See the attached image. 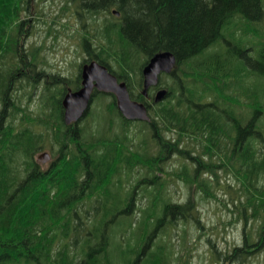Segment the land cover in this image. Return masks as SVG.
<instances>
[{
    "label": "trees",
    "instance_id": "trees-1",
    "mask_svg": "<svg viewBox=\"0 0 264 264\" xmlns=\"http://www.w3.org/2000/svg\"><path fill=\"white\" fill-rule=\"evenodd\" d=\"M30 1L0 0V264H171L163 236L178 221L205 228L198 199L172 200L171 180L203 199L219 200L220 191L230 198L224 204L233 222H243L244 237L228 251L208 237L212 262L247 264L264 248V98L252 100L245 83L247 36L251 22L264 23V0H68L83 50L133 96L154 55L176 56L174 77L161 79L170 94L152 108L151 125L141 129L149 138L138 143L111 94L96 92L94 100H111L105 112L119 118L120 128L112 117L104 133L92 109L78 124L65 123L63 98L71 82L78 88L80 76L48 74L37 52L23 48L30 21L21 14L28 16ZM220 41L230 51L207 52ZM41 83L34 113L23 102L32 101ZM236 85L241 119L234 111ZM245 109L254 112L248 121ZM204 138L225 154H207ZM47 145L56 159L43 169L35 155ZM171 156L178 168L169 169ZM250 220L257 223L254 235L246 229Z\"/></svg>",
    "mask_w": 264,
    "mask_h": 264
},
{
    "label": "rangeland",
    "instance_id": "rangeland-1",
    "mask_svg": "<svg viewBox=\"0 0 264 264\" xmlns=\"http://www.w3.org/2000/svg\"><path fill=\"white\" fill-rule=\"evenodd\" d=\"M27 15L28 16L21 14L23 19L27 17L30 21L29 25H27L23 31L25 35L21 40L23 48L37 52L39 64L46 68L48 74L75 80L79 74V70L81 72V65L85 60L89 59V57L81 47L79 37L75 34L76 30H78V21L74 17L72 7L70 3H68V0H31ZM251 23V36H247V41H250V47L252 46V50L247 54L249 58H251V62L249 61L245 64V68L247 69L245 83L246 85L249 84L251 99L260 100L264 98V23L262 25L259 23L257 24L261 26L259 34H257L255 29L256 27L260 28V26L255 25V22ZM230 48L231 47L225 41H220L218 46L209 49L207 52L212 53L217 49L221 52H225L227 50L230 51ZM254 60L256 62H254ZM249 73L253 75L249 76ZM165 80L171 81L169 77L168 79L165 77ZM41 81H43V78H41ZM76 82L77 81L71 82L69 88L74 90ZM22 84L26 85L25 82ZM41 85L42 83L37 87L32 101H29L30 103H27V98H25L23 102V105L27 106L30 111L34 113L38 112L37 110L41 106ZM236 88L237 90H241V87L236 85L234 86V91ZM21 90L22 92L20 91V93L22 94L20 95H24L26 90ZM240 100H242V98H240ZM110 101L108 97L98 98L95 99L91 105L92 112H94L93 116L95 117L94 124L96 126H101L104 129V133L105 130H107L110 119L113 117H110V115L105 112V104ZM238 110H241L240 106H238ZM245 111L247 115L254 114L252 110L245 109ZM119 121V118L116 116L112 118V122L120 128ZM88 123L89 122L85 121L84 124L81 123V125L88 126ZM263 123L264 121H261L259 127ZM142 127L143 124L141 123L131 125L129 136L131 138L133 137V142L138 143L144 136L149 138L148 130L141 131ZM115 130L119 131L117 128ZM231 133L230 139L233 141L235 131L233 130ZM211 141L210 138L201 140L206 153L210 156H223L225 151H223L222 147L219 144L213 145ZM213 143H216V141L214 140ZM232 147L233 142L231 143V149ZM54 151L55 150H53L50 145H47L46 148H43L35 155L36 160H39V157L45 152H50L53 156ZM52 158L53 161L56 159L55 156ZM48 163L50 162H41L43 169L49 167ZM168 163L170 165L169 169L178 168L180 166V161L176 158H172ZM233 179H236L234 173ZM170 183L169 189L171 192L169 191V194H171L172 200L181 202L183 199H187L188 196H191L192 199L195 197L198 199L200 218L202 224L205 226L204 229L201 228L202 230H200L191 224L178 221L177 225L171 228L169 234L163 236L164 241H167L172 249H170L172 252L171 264H215V261L212 262L213 258L210 253L211 245H208V237L212 239L213 243H216L218 250L228 251L233 246L241 244L244 237L243 222H238L237 219L233 222L235 217L229 211L230 207H226V204H224L225 201H229V197L224 198V193L220 191L219 200L203 199L201 194H196L192 192V190L189 191L188 186L181 180H171ZM141 202L146 204L145 196H143ZM235 211H237V209ZM251 221L252 220L248 222L246 229L248 232H251V235H254L257 223ZM230 222L231 224H229ZM134 226H138V223L134 224ZM184 229H187L185 238L187 243L182 240V236L185 235L183 232ZM113 241L117 242L116 238H114ZM250 259L251 260L247 264H264V248L257 251Z\"/></svg>",
    "mask_w": 264,
    "mask_h": 264
},
{
    "label": "water",
    "instance_id": "water-1",
    "mask_svg": "<svg viewBox=\"0 0 264 264\" xmlns=\"http://www.w3.org/2000/svg\"><path fill=\"white\" fill-rule=\"evenodd\" d=\"M118 16L119 13L115 12ZM177 63L176 56L171 52H162L154 55L143 69L144 91L155 87L159 83L162 73H171ZM115 95L117 107L121 114L128 120L150 121L147 107L131 99L127 84L119 82L118 78L109 69L92 61L86 64L82 70V88L77 91H69L63 100L64 120L67 125L78 123L90 110L94 91ZM167 90H160L156 94L155 101L160 102L168 95ZM49 153L39 157L40 162L49 161Z\"/></svg>",
    "mask_w": 264,
    "mask_h": 264
},
{
    "label": "flooded vegetation",
    "instance_id": "flooded-vegetation-1",
    "mask_svg": "<svg viewBox=\"0 0 264 264\" xmlns=\"http://www.w3.org/2000/svg\"><path fill=\"white\" fill-rule=\"evenodd\" d=\"M92 60H90V58L89 59H87V60H85L84 62V64H83V66L84 65H86L87 63H89V62H91ZM82 66V67H83ZM78 76H80V81H79V86H78V88H76L74 91H77V90H79V89H81L82 88V72H81V74H80V72H79V74H78ZM164 76H168L170 79H172V77H174V73L172 72V73H170V74H166V73H162L161 74V79H162V77H164ZM143 85H144V80H142V87H143ZM142 87H141V89H140V94L138 95V96H134L135 97V99H137L139 102H143L146 106H147V108H148V112L150 113V111H152V108H155L156 106H158L157 104H158V102H156L155 101V95H156V93L158 92V91H160V89H163L164 87L162 86V85H158V86H156V87H151L150 89H148V91H147V93L146 94H144V96L141 94V92H143V90H142ZM69 90H71V88L69 89ZM68 90V91H69ZM68 93V92H67ZM66 93V94H67ZM65 94V95H66ZM142 97V98H141ZM160 103V102H159ZM209 103V101L206 103V104H208ZM152 122V121H151ZM151 122H148L150 125H151ZM244 125H246V124H244ZM191 143V139L189 138V136H188V134H187V137H186V139H185V141H184V146L185 147H190V145H192V144H190ZM197 150H200V146H197ZM50 153V152H49ZM194 157H197L199 154L198 153H193L192 154ZM171 159H172V156L170 157ZM171 159L169 160V161H171ZM53 160H52V155H51V159L48 161V162H50V163H48V165L49 164H51V162H52ZM168 161V162H169Z\"/></svg>",
    "mask_w": 264,
    "mask_h": 264
},
{
    "label": "crops",
    "instance_id": "crops-1",
    "mask_svg": "<svg viewBox=\"0 0 264 264\" xmlns=\"http://www.w3.org/2000/svg\"><path fill=\"white\" fill-rule=\"evenodd\" d=\"M238 105H239V103H238V95H237V92L235 91V108H234L235 116H236L237 119H241L242 118V112H240L241 110L240 111L238 110ZM248 120H249V116L246 115L245 121H248ZM259 128L262 130L261 132L263 133V135H262L263 138L261 140H259V147L264 149V123L261 124V126ZM234 172H235L234 174L236 175V170ZM237 177L238 176L236 175V178Z\"/></svg>",
    "mask_w": 264,
    "mask_h": 264
},
{
    "label": "bare ground",
    "instance_id": "bare-ground-1",
    "mask_svg": "<svg viewBox=\"0 0 264 264\" xmlns=\"http://www.w3.org/2000/svg\"><path fill=\"white\" fill-rule=\"evenodd\" d=\"M262 1V0H261ZM259 5V4H258ZM262 5V4H261ZM261 8V7H260ZM264 15V14H263ZM263 17V16H262ZM230 18V17H229ZM254 18V17H253ZM133 21V20H132ZM260 21V20H259ZM250 22H251V20H250ZM226 23H228V22H226ZM223 27V26H222ZM224 29V28H223ZM220 32H221V30H219ZM219 34V33H218ZM222 34V33H221ZM221 37H222V35H221ZM184 65V64H183ZM232 84V83H231ZM246 87V86H245ZM249 89V88H248ZM21 110V109H20ZM204 113V112H203ZM43 116V115H42ZM45 121V120H44ZM57 127V126H56ZM252 249V248H251Z\"/></svg>",
    "mask_w": 264,
    "mask_h": 264
}]
</instances>
